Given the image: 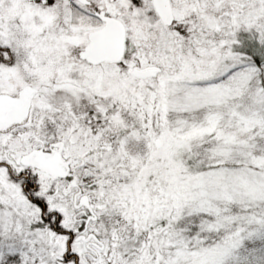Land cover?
<instances>
[{
    "label": "snow or ice",
    "instance_id": "obj_1",
    "mask_svg": "<svg viewBox=\"0 0 264 264\" xmlns=\"http://www.w3.org/2000/svg\"><path fill=\"white\" fill-rule=\"evenodd\" d=\"M0 264H264V0H0Z\"/></svg>",
    "mask_w": 264,
    "mask_h": 264
}]
</instances>
